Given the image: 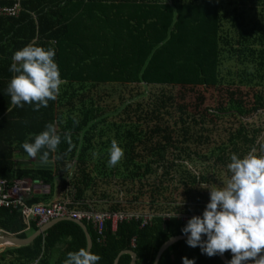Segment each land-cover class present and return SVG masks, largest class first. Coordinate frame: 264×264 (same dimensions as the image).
<instances>
[{
	"label": "trees",
	"instance_id": "16d2710c",
	"mask_svg": "<svg viewBox=\"0 0 264 264\" xmlns=\"http://www.w3.org/2000/svg\"><path fill=\"white\" fill-rule=\"evenodd\" d=\"M159 1L0 0V8L12 7L16 3L20 7L14 17L0 15V178L41 182L50 185L52 192L55 179L52 170L25 167L15 159L28 156L22 144L26 140L34 142V136L45 130L49 122L55 124L61 140L70 133V139L76 141L74 136L86 130L75 127V121L61 128L65 115L63 106L73 109V106L83 104L89 89L116 83L217 85V0H171L173 8L161 6ZM250 1L258 7L263 6L264 20V0ZM258 18H261L260 10ZM118 35L131 38L130 42L120 45ZM29 43L55 49V61L61 79L65 81L57 99L49 101L48 106L39 111H33L34 105L25 104L22 108L13 105L6 91L14 75L9 71L12 57L15 51ZM173 99L171 95H135L131 115L135 116V124L149 120L165 125L167 121L159 110L169 107L172 113L173 106L169 103ZM166 147V144L157 145L153 151H162ZM58 149L62 151L64 145ZM45 150L37 155L38 160ZM51 159L52 152L48 160ZM51 196H32L27 199V204H37ZM65 207L69 211H80ZM188 220L154 216L144 227H140L138 221L130 220L118 224L113 233L106 222L102 237L88 226L92 241L90 251L101 257L98 264H113L117 255L123 252L135 256L134 264H153L165 242L185 235L182 229ZM26 229L18 210L0 207L2 232L26 239ZM36 230L35 222H31L30 233ZM206 238L202 236V239ZM42 240L45 248L58 254L53 264H63L68 252L86 248L83 231L73 222L61 221L49 229L44 238H36L30 245L8 253L34 260L40 254ZM225 256L232 259L226 253ZM183 257L194 259L195 264H222L218 254L209 257L199 246H188L186 240L168 248L158 264H183ZM129 263L130 257L122 254L116 264Z\"/></svg>",
	"mask_w": 264,
	"mask_h": 264
},
{
	"label": "crops",
	"instance_id": "0c3cea01",
	"mask_svg": "<svg viewBox=\"0 0 264 264\" xmlns=\"http://www.w3.org/2000/svg\"><path fill=\"white\" fill-rule=\"evenodd\" d=\"M217 2V85L116 83L89 89L83 104L73 109L63 106L61 125L63 128L75 121V127L86 131L75 135L76 141L71 139L70 144L61 140L59 148L64 145V149H57L52 159L47 160L52 164L48 170L55 177L52 192L50 185L30 181L33 188L29 199L51 194L38 204L59 201L72 210L144 214L152 218L202 217L210 202V190L225 186L231 176L227 168L231 156L243 158L252 148L259 154L264 146L263 6L258 7L250 0ZM159 3L173 8L171 0ZM117 39L121 45L131 38ZM135 95L174 98L171 106L177 127L172 137L169 107L159 110L167 121L165 125L149 120L135 124V116H131ZM113 139L124 150V156L116 166L109 167L108 149ZM163 144L168 147L153 151ZM35 161L43 160L29 156L15 159L19 165L33 168ZM31 222L26 225V239L36 234L30 233ZM0 237L17 239L1 230ZM39 237L44 238V234L36 238ZM41 244L40 254L34 260L8 253L28 245H0V264H53L57 252L45 248L44 240Z\"/></svg>",
	"mask_w": 264,
	"mask_h": 264
},
{
	"label": "clouds",
	"instance_id": "9594fccd",
	"mask_svg": "<svg viewBox=\"0 0 264 264\" xmlns=\"http://www.w3.org/2000/svg\"><path fill=\"white\" fill-rule=\"evenodd\" d=\"M55 49L29 43L15 51L9 71L14 75L7 87L11 103L17 107L34 105L33 111L47 107L49 101H55L60 94V70L55 61ZM65 139L71 143L70 133ZM61 143L54 123L49 122L45 130L34 136V142L27 140L22 148L29 157L47 161L49 153H55ZM108 166H116L124 156V150L113 139L108 149ZM227 165L230 178L223 187L210 190V202L207 203L202 217L193 216L182 233L187 235L186 243L190 247L199 246L201 252L212 257L230 250L232 259L228 264H264V146L260 153L252 148L240 158L231 156ZM190 234V235H189ZM206 236V240L202 239ZM101 257L81 247L67 253L63 264H98ZM183 264H195L194 259L182 258Z\"/></svg>",
	"mask_w": 264,
	"mask_h": 264
},
{
	"label": "built area",
	"instance_id": "2783aa9c",
	"mask_svg": "<svg viewBox=\"0 0 264 264\" xmlns=\"http://www.w3.org/2000/svg\"><path fill=\"white\" fill-rule=\"evenodd\" d=\"M20 10L19 4L12 7L0 8V15L14 17ZM32 183L27 179H16L9 181L0 178V207L18 210L25 222L35 221L36 227L49 224L50 221L61 218L80 221L82 224L90 226L98 237H102L106 222L109 225V231L113 233L118 224L130 220L138 221L140 227L149 224L152 217L144 214H126V213H107V212H85L69 211L65 205L58 201H52L49 204H27L32 194ZM229 258H232L230 250L226 251Z\"/></svg>",
	"mask_w": 264,
	"mask_h": 264
},
{
	"label": "water",
	"instance_id": "95a60500",
	"mask_svg": "<svg viewBox=\"0 0 264 264\" xmlns=\"http://www.w3.org/2000/svg\"><path fill=\"white\" fill-rule=\"evenodd\" d=\"M34 165H35L36 169H51V166H52V164L50 162H47V161H35ZM60 221H70V222H73V224L77 225L84 233L85 240H86V248L88 250H91L92 241H91L90 235H89L85 225H83L82 222H80V221L71 220L69 218H61V219L52 220L49 222V224L39 228L36 231L35 235H33L32 237L25 239V240L15 239L12 237H0V245H9V246H14V247L15 246L20 247V246L29 245L30 243H32L36 239V237H38L39 235L45 234L49 229H51L54 225L58 224V222H60ZM182 240H187V235L170 238L167 242H165L160 247V249L158 250L153 264H158L163 253H165V251H167V249L169 247H171L175 243L182 241ZM122 254H126L130 257V263L129 264H134L135 256L132 253H129V252L120 253L117 255V258ZM218 257H219L220 261L222 262V264H228V262L230 261L225 256V254H222V255L218 254ZM117 258L114 260L113 264L117 263ZM250 262L251 261L243 262V264H249Z\"/></svg>",
	"mask_w": 264,
	"mask_h": 264
},
{
	"label": "rangeland",
	"instance_id": "374dc122",
	"mask_svg": "<svg viewBox=\"0 0 264 264\" xmlns=\"http://www.w3.org/2000/svg\"><path fill=\"white\" fill-rule=\"evenodd\" d=\"M220 34H222L221 31H220ZM221 59H222V58H221ZM221 59H220V60H221ZM229 62H230V61H229ZM228 66H229V67H232V64L229 63ZM221 67H222V66H221ZM222 76H224L223 73H221V77H222ZM170 89H171V88H170ZM172 91H173V93H175V90L172 89ZM108 100L110 101V98H109V97H108ZM173 104H174V99H173L172 101H170L169 105H173ZM176 119H177L176 114H175L174 112H172V113L170 114V116H169V122H170V125H171V127H172V129H171L172 132L169 133V136H170V137H172V134H173V132H174V128L177 127V120H176ZM225 253H226V252H225ZM225 253H224V254H225Z\"/></svg>",
	"mask_w": 264,
	"mask_h": 264
}]
</instances>
